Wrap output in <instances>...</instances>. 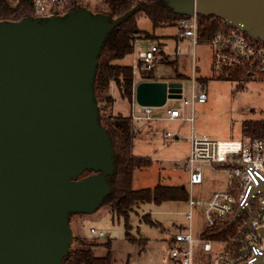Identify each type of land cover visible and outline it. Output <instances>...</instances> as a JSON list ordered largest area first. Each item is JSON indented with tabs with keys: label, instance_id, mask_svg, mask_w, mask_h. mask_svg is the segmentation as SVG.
<instances>
[{
	"label": "water",
	"instance_id": "obj_1",
	"mask_svg": "<svg viewBox=\"0 0 264 264\" xmlns=\"http://www.w3.org/2000/svg\"><path fill=\"white\" fill-rule=\"evenodd\" d=\"M168 6L187 17L220 18L264 41V0H168ZM137 10L113 22L83 8L0 22V264H63L70 217L94 213L110 195L113 143L99 122L94 79L108 36ZM182 97L180 81L135 88L141 107ZM86 171L94 174L82 179ZM259 190L264 182L252 193Z\"/></svg>",
	"mask_w": 264,
	"mask_h": 264
},
{
	"label": "rangeland",
	"instance_id": "obj_2",
	"mask_svg": "<svg viewBox=\"0 0 264 264\" xmlns=\"http://www.w3.org/2000/svg\"><path fill=\"white\" fill-rule=\"evenodd\" d=\"M78 1L79 8L86 9L85 7L89 6L87 10L94 15L108 16V8L103 5V0ZM67 4L68 0H64L63 4L55 10L57 14L54 15L64 17L69 11ZM32 17L38 18L34 13ZM138 20L141 29L153 31L152 23L144 15L140 14ZM153 34L151 40H143V43L138 46L141 52L152 45H157L160 51L152 69L141 67V71L146 75L150 71L151 76L146 79L155 82H171L179 74H184L183 98L190 100L192 79H195L192 77L208 76V84H206L208 79H204V84L198 81L195 84L196 89L204 87L207 90L208 100L205 104H195L194 109L198 115L193 125L179 121L144 119L136 122L134 120L138 130L133 153L138 156L151 157L153 165L148 169L135 171L132 187L134 190H140L153 188L158 183L169 186L185 185L189 198L192 196L196 200L208 199L214 192L227 186L228 172L206 165L203 184L190 187L187 172L176 168L177 159L185 157L189 142L182 138H165V135L173 132L182 137H188L192 133L193 126V132L198 136L209 137L217 141L241 139L243 136L242 123L245 120L264 119V82L243 81L239 86V81H222L213 78L212 52L208 43H199L195 47L190 40L181 43L175 38L178 34L175 26L159 28ZM194 67H200L202 73H195ZM97 103L102 107L99 102ZM136 107L135 114L141 116V107L139 105ZM182 107L186 114L191 113V106L185 107L182 99H168L164 106L152 108L155 116L163 117L166 116L168 109ZM110 113L116 114V111L99 109L100 118ZM188 210V201L135 207L129 222L133 227L131 234L139 240L137 243H131L126 238L125 220L114 217L106 206L100 207L91 214H74L70 217L73 233L69 252L87 247L89 244H99L91 248L97 257H105L108 249L100 245L110 240L112 264H171L167 258L169 241L180 231V227L187 226L184 214ZM194 213L197 223L204 222L201 208L195 207ZM147 214H149L150 222L142 219ZM92 228L105 232L107 236L95 237L90 232Z\"/></svg>",
	"mask_w": 264,
	"mask_h": 264
},
{
	"label": "built area",
	"instance_id": "obj_3",
	"mask_svg": "<svg viewBox=\"0 0 264 264\" xmlns=\"http://www.w3.org/2000/svg\"><path fill=\"white\" fill-rule=\"evenodd\" d=\"M64 0H32L37 17L55 16V10ZM53 13V14H52ZM51 14L50 16H48ZM225 23V22H224ZM198 16L181 19L176 28L177 38L199 44ZM212 52V77L232 79L236 69L246 71L252 81H259L264 74V41L253 38L237 27L225 26L218 30L208 42ZM160 51L157 45L140 52L139 60L150 70L157 62ZM136 69V67H135ZM193 79L191 99H184L183 105L191 106V113L184 108L168 109L166 116L156 117L152 107H141V116L135 114L138 105L134 97L130 116L134 120H164L168 122H186L193 125L198 115L195 104H205L208 100L204 87L196 89ZM109 109L114 112V103ZM186 139L190 150L188 157L176 163L188 175L190 187L202 185L204 167L228 172L227 186L214 192L210 198L188 200L189 210L184 214L187 226L169 241L167 258L171 264H258L264 255V192L252 193L264 182V139L243 137L238 140L217 141L209 137L198 136L193 130L190 136L182 137L178 133L168 132L165 138ZM185 186V185H184ZM186 187V186H185ZM195 207L201 208L203 221L196 222ZM240 214L235 218L238 210ZM230 223L232 234L228 240L207 238L220 224ZM97 238L106 237V233L91 229Z\"/></svg>",
	"mask_w": 264,
	"mask_h": 264
},
{
	"label": "trees",
	"instance_id": "obj_4",
	"mask_svg": "<svg viewBox=\"0 0 264 264\" xmlns=\"http://www.w3.org/2000/svg\"><path fill=\"white\" fill-rule=\"evenodd\" d=\"M103 5L108 8L111 22L134 7L138 10L108 36L99 56L94 79V94L96 101L98 100L97 102L102 105V107L99 106L102 111L109 109L114 103V98L110 93L112 85L116 87L122 101L132 103L135 89V67L121 64L120 61L134 52L137 41L151 40L155 30L165 26L176 27L181 19L187 18V16L176 14L168 6V0H103ZM67 8L68 12L78 9L79 1L68 0ZM33 13L35 15L32 0H0V22H19L24 18H33ZM55 13L57 14V11ZM140 14L152 23V32L140 28L138 20ZM198 22L200 44L208 43L214 34L225 26L224 21L217 17L198 16ZM141 66L139 62L138 68L140 69ZM232 75V79L229 80L239 81V86L243 81H252L244 77L246 71L243 69H236ZM184 78L183 75H178L176 80L183 81ZM259 81L264 82V74L261 75ZM99 122L112 140L115 161V172L109 178L111 193L103 206L108 207L114 217L125 220L126 238L131 243H137L139 240L131 234L133 227L129 222L135 207L147 204L161 205L165 202H187L188 192L184 185L169 186L161 183L153 188L134 190L132 183L135 170L149 168L152 165L150 158L136 156L133 153L138 130L136 122L131 116L122 113L103 115L99 118ZM242 133L243 137L264 139V119L245 120L242 123ZM92 174L94 173L86 171L82 179ZM142 219L150 222L149 214ZM233 227L234 225L230 223L220 224L206 237L213 240H228ZM93 245L99 246V244H89L87 247L70 251L63 264H112L111 241L100 245L108 249L105 257H97L91 248Z\"/></svg>",
	"mask_w": 264,
	"mask_h": 264
},
{
	"label": "crops",
	"instance_id": "obj_5",
	"mask_svg": "<svg viewBox=\"0 0 264 264\" xmlns=\"http://www.w3.org/2000/svg\"><path fill=\"white\" fill-rule=\"evenodd\" d=\"M85 5V4H84ZM89 6H86L85 8L87 9ZM90 8V7H89ZM175 38H176V40H178V41H181V43H183V42H185V40H181V39H179V38H177V36H175ZM140 43H143V41L142 40H140V41H137V43H136V45H135V49H134V52L131 54V55H129V56H127L126 58L127 59H123V60H121L120 61V63L121 64H125V65H131V66H133V67H136V69H135V88H136V86L139 84V83H141V82H143V81H147L148 79H146L147 77H150L151 75H149L150 74V71H149V73L146 75L145 73H143L142 71H141V67H143V65L140 67V69L138 68V64H139V62H138V60H139V54H140V50H139V45H140ZM175 62H177V60L175 61ZM195 68V67H194ZM195 73H202V70L200 69V67L199 68H195ZM179 75H183L184 77H185V75L184 74H179ZM208 76H204V75H200V76H196V77H192V78H195L194 80H196V83H197V81L199 82V83H203L204 82V79H208L207 78ZM210 78V77H209ZM193 80V79H192ZM149 81V80H148ZM150 81H152V80H150ZM171 81H178V80H176V79H172ZM180 82H182V81H180ZM209 83V79L207 80V83L206 84H208ZM204 84V83H203ZM134 91H135V89H134ZM111 96L114 98V111H116V114L117 113H122V114H124V115H126V116H130V113H131V103H128V102H125V101H122L120 98H119V95H118V92H117V90H116V87L114 86V85H112V88H111ZM142 110V109H141ZM135 112H137V107L135 106ZM198 113V112H197ZM156 117H158V116H156ZM144 119H146V118H144ZM144 119H141V120H144ZM148 120V119H147ZM137 121H140V120H136V122ZM164 121V120H163ZM168 122V121H167ZM137 125V124H136ZM192 130L194 131V129H193V126H192ZM184 137H187V136H184ZM183 140H186V139H183ZM136 141V140H135ZM186 141H188V140H186ZM134 146H135V143H134ZM134 148V147H133ZM189 150H190V145H189V147H188V151H187V153H186V155H185V157H182L181 159H177V161H183V160H185L187 157H188V155H189ZM135 155V154H134ZM136 156H138V155H136ZM140 156V155H139ZM142 157H146V156H142ZM148 158H150L151 160H152V158L151 157H148ZM152 163H153V160H152ZM153 165V164H152ZM151 165V166H152ZM150 166V167H151ZM149 167V168H150ZM144 169H148V168H144ZM143 169V170H144ZM136 171V170H135ZM134 174H135V172H134ZM156 186V185H155Z\"/></svg>",
	"mask_w": 264,
	"mask_h": 264
}]
</instances>
